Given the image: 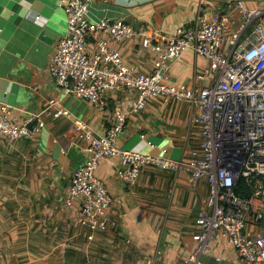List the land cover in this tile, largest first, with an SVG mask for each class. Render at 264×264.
Listing matches in <instances>:
<instances>
[{
  "label": "crops",
  "instance_id": "crops-1",
  "mask_svg": "<svg viewBox=\"0 0 264 264\" xmlns=\"http://www.w3.org/2000/svg\"><path fill=\"white\" fill-rule=\"evenodd\" d=\"M64 1L69 0H0V103L17 108L18 120L41 116L45 122L39 134L0 142V264H182L194 248L197 220L209 196L205 180L147 166L137 184L129 186L118 176L119 158L102 161L97 177L113 202L107 231L95 234L92 241L91 232L79 225L77 209L64 203L73 172L86 160L87 141L74 118L105 135L120 113L125 122L118 146L143 155L188 159L202 142V131L193 123L197 110L189 103L156 97L136 113L137 93H111L108 105L101 108L66 95L56 85L49 65L68 29ZM234 1L94 4L91 18L122 20L135 35L122 42L96 35L89 40L88 51L93 56L103 41L126 65L150 74L171 37L201 16L235 17L229 9ZM242 1L251 9L264 7V0ZM147 26L159 32L151 47L145 46L140 33ZM208 66L188 52L169 64L167 82L174 87L213 85L216 76L208 74ZM60 112L72 117L57 116ZM203 262L243 264L222 236L212 242Z\"/></svg>",
  "mask_w": 264,
  "mask_h": 264
},
{
  "label": "built area",
  "instance_id": "built-area-1",
  "mask_svg": "<svg viewBox=\"0 0 264 264\" xmlns=\"http://www.w3.org/2000/svg\"><path fill=\"white\" fill-rule=\"evenodd\" d=\"M115 1L63 2L68 29L49 65L56 85L66 95L101 108L108 105L111 93H137L136 113L156 97L189 103L197 110L193 123L202 131V142L188 159L143 155L118 146L125 122L120 113L105 135H97L74 118L77 131L87 141L86 160L72 174L66 207L77 209L79 225L91 232L92 241L95 234L107 231L113 202L97 177L102 161L119 158L118 176L129 186L137 184L147 166L185 173L208 182L209 196L197 220L194 248L182 264H204L218 236L235 248L243 264H264V7L251 9L236 0L229 6L235 17H199L168 40L154 71L144 74L126 65L120 53L103 41L98 42L96 54L88 51L89 40L99 34L110 35L116 42L134 37L135 31L122 20L91 18L94 4L108 6ZM102 11L108 13L107 8ZM34 19L41 22L38 16ZM140 33L146 47L159 37L149 26ZM188 52L208 62L206 71L216 76L213 85L168 84L169 64L182 60ZM16 110L0 103V142L30 138L45 127L41 116L16 119ZM60 115L72 117L70 112Z\"/></svg>",
  "mask_w": 264,
  "mask_h": 264
}]
</instances>
